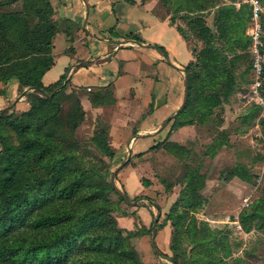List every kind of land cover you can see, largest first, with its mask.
Instances as JSON below:
<instances>
[{
  "label": "trees",
  "instance_id": "16d2710c",
  "mask_svg": "<svg viewBox=\"0 0 264 264\" xmlns=\"http://www.w3.org/2000/svg\"><path fill=\"white\" fill-rule=\"evenodd\" d=\"M16 1H20V9L6 8ZM160 1L165 7H171V11L166 12L171 22L179 17L173 14L175 12H193L195 38L201 41L194 60L184 65L186 101L173 116L170 128L204 122L220 95H226L234 83L229 63L240 56L247 58L246 70L249 73L250 61L246 50L249 40L244 33L246 25L242 23L245 17L242 16L243 9L247 8L248 17L249 5L240 4L235 9L233 0L218 4L209 26L205 15L218 0ZM260 1L264 3V0ZM181 16L186 17L184 14ZM260 21L264 41V15ZM175 25L188 38L184 29L177 23ZM58 29L48 0H0V81L14 79L19 91L28 87L45 96L33 98L28 95L29 106L14 117L7 113V108L0 109V264H140L134 248L124 239L122 230L115 226L114 218L110 217L113 203L106 191H114L111 185L93 183L84 169L70 166L69 161L68 167L66 165L69 155L62 147L64 139L58 126L63 120L68 123V112L59 114L60 100H72V115H81L82 107L77 91H65L63 74L45 85L40 80L43 71L52 64V37ZM126 36L140 40L133 33ZM220 41L227 44L225 50L234 53L230 62L225 50L217 45ZM233 44L241 49L235 51L237 47ZM154 45L165 54L163 47ZM262 49L264 51V43ZM86 96L94 106L114 102L111 90L105 87L89 91ZM252 106L253 110L259 107L255 103ZM250 113L253 115L252 111ZM108 127L107 123L101 125L90 141L101 154L111 158L114 151L107 141ZM262 131L264 133V119ZM166 142V148L172 154H186L185 146L175 141ZM214 144L220 146L222 140ZM207 154L213 153L209 151ZM27 162L48 167L47 173L43 177H35L25 167ZM249 171V166L237 162L226 170L224 176L236 175L247 181L250 179ZM69 174L73 175L72 189L65 191L61 183ZM182 174L184 186L178 197L179 203L187 206L189 201L202 202L199 189L204 175L196 166L187 165ZM140 183L145 186L148 180L140 179ZM118 198L121 197L118 195ZM255 203L240 212L238 221L243 231L251 228L248 221L261 212L257 226L264 220V186ZM178 212L177 217L182 222L187 212L185 209ZM163 256L167 255L163 253ZM171 260L175 262V259Z\"/></svg>",
  "mask_w": 264,
  "mask_h": 264
},
{
  "label": "rangeland",
  "instance_id": "374dc122",
  "mask_svg": "<svg viewBox=\"0 0 264 264\" xmlns=\"http://www.w3.org/2000/svg\"><path fill=\"white\" fill-rule=\"evenodd\" d=\"M158 1L164 12L171 11L170 6L166 5V8L160 0ZM240 4L247 5V0ZM262 4L263 10L260 17L264 15V3L262 2ZM6 8L9 10L20 9V1L13 2ZM173 14L179 16L178 18L184 24L181 27L188 37V42L196 48L195 28L192 22L193 12L179 11ZM183 14L186 15L185 18H182ZM242 16H245L242 20L245 26L248 21L246 7L243 9ZM174 21L177 23L179 20L176 18ZM56 42L57 50L67 44L64 38L57 39ZM217 45L225 50L227 44L220 41L217 42ZM233 45L237 47L235 50L237 51L239 46ZM225 54L229 62L234 57V53L230 50H225ZM246 63L247 58L242 56L233 63H229V67H232L234 83L230 91L224 96L220 95L217 103L211 107L212 111L208 120L192 123L197 127L188 146L183 145L187 148L186 154L178 156L166 148L168 146L166 138L169 137L170 130H172V128H167L171 119L158 132L152 134L153 136L145 147L144 145L140 146L142 148L140 154H133L138 146H132V141L129 143V157L118 170L127 167L128 172L134 171L136 174L134 179L139 184H141L140 179L148 180V184L150 183L152 186L147 191L149 195L144 194L145 189L135 194H127L121 183V176L117 172L114 176L117 188L125 192L128 199L135 202L129 204L122 198L119 199L118 195L110 189L106 191V194L113 203L110 208V217L114 218L115 226L122 230L124 239L134 248L140 264H264V220L261 221L259 227L257 226L262 212L248 221L251 227L248 231H243L238 221L241 211L256 204L264 186V133L262 131L264 109L258 107L253 110V102L245 94L250 82ZM92 90L84 88L76 90L82 107L81 115L70 113L71 99L60 100L59 114L64 115L68 112V123L63 120L58 126V131L64 139L62 147L68 151L67 167L69 161L70 166L84 169L93 183L107 186V183L110 184L111 171L127 155L125 142L134 133L132 130L136 132L134 126L138 124L139 114H125L122 109L113 104L92 107L94 105L88 104L86 96ZM28 95L33 98L45 97L34 90L28 91L26 94L28 106L30 104ZM82 99L84 104L81 102ZM16 109L9 107L6 111L14 117L21 111ZM251 111L253 115H251ZM134 116V128L126 129L124 120L132 121L131 117ZM104 123L109 126L107 141L114 151L111 158L101 154L90 141L92 135ZM221 140L220 146H218L219 144L213 145ZM222 146H234L240 149L239 157L247 161L250 168L248 172L250 179L245 181L247 184L238 187L237 197L230 203L216 204V202H211L212 195L209 190L212 191V188L207 190L206 184L218 174L220 177L226 175V170L229 168L227 166H223V168V164H215L209 159ZM256 148L262 149V151L256 150ZM209 151H212L213 154L208 155ZM186 165L187 167L196 166L199 173L204 175L203 184L199 189L203 201H199L197 204L195 201H189L187 206L181 205L178 200L184 186L182 173ZM218 166L219 168H217ZM25 167L38 178L45 176L48 169L46 166H35L33 162H27ZM251 173H254L253 176ZM72 180L73 175H67L61 183L62 189L65 191L72 189ZM141 204L149 206L151 212L140 215L143 219L140 221L136 209ZM183 209L186 210L187 216L180 222L182 219H178L177 214ZM124 217L132 218L133 225L131 227L127 228L120 224L126 223L123 220ZM154 219L156 220L153 245L157 252L150 244V230ZM245 219L247 220L246 217ZM217 240L221 242L214 243ZM163 253L167 256H163ZM172 258L175 259V262L171 260Z\"/></svg>",
  "mask_w": 264,
  "mask_h": 264
},
{
  "label": "crops",
  "instance_id": "0c3cea01",
  "mask_svg": "<svg viewBox=\"0 0 264 264\" xmlns=\"http://www.w3.org/2000/svg\"><path fill=\"white\" fill-rule=\"evenodd\" d=\"M48 1L52 7V18L57 22L59 29L52 37L53 61L40 77L42 84L53 82L63 74L65 91L109 88L114 98L110 105L122 109L125 114H139L136 126L133 125L135 116L131 117L132 121L126 119L123 122L126 129L135 127L139 133L154 130L176 109L183 93V72L179 68H184V65L194 60L201 41L195 39L196 48L192 50L188 38L176 29V22L170 21L168 13L161 9L158 0ZM242 1L244 0H233L234 8L237 9ZM228 2L230 0H218L217 4L207 10L205 16L207 25L211 26L215 7ZM177 19L179 20L177 24L183 26V22ZM128 33L136 34L140 38L137 40L140 43L126 40H136L126 36ZM61 37L67 44L57 50L56 40H61ZM147 44L163 47L166 57L175 66L167 63L162 55ZM28 91L32 89L23 87L19 91L18 83L14 79L0 81V109L9 107L17 108L16 110L26 109ZM87 101L89 104L88 98ZM81 102L84 104L83 99ZM170 123L167 128H170ZM196 127L197 125L184 124L172 128L166 140L176 141L187 147ZM152 136L135 137L130 140L132 146H138L133 152L140 151L141 145L145 147ZM256 150L262 151L258 148ZM239 155H241L239 148L222 146L209 159L227 168H231L236 162L249 166ZM126 168L122 167L116 171L121 176L125 192L135 194L145 189L144 194L149 195L147 191L152 188L150 183L147 186L137 183L134 179L135 172H128ZM244 184L247 183L236 175L220 177L218 174L209 180L206 189L212 188V191L209 190L212 195L211 202L225 204L237 197L238 187ZM136 212L140 216L145 212H151V209L141 204L137 206ZM123 220L126 223H120L122 226L129 228L133 225L132 218L124 217ZM138 220L143 219L140 216Z\"/></svg>",
  "mask_w": 264,
  "mask_h": 264
},
{
  "label": "built area",
  "instance_id": "2783aa9c",
  "mask_svg": "<svg viewBox=\"0 0 264 264\" xmlns=\"http://www.w3.org/2000/svg\"><path fill=\"white\" fill-rule=\"evenodd\" d=\"M247 3L249 5V16L244 28V33L247 35L249 40L246 50L250 61V82L247 86L245 94L251 102L264 109V51L262 49L264 41L261 38L262 26L260 21L263 4L260 0H247Z\"/></svg>",
  "mask_w": 264,
  "mask_h": 264
},
{
  "label": "water",
  "instance_id": "95a60500",
  "mask_svg": "<svg viewBox=\"0 0 264 264\" xmlns=\"http://www.w3.org/2000/svg\"><path fill=\"white\" fill-rule=\"evenodd\" d=\"M87 12V5H85V13ZM126 40H130L132 42H135L137 44H139L140 42L137 41V40H134V39H126ZM148 46L154 48L160 55H162V57L164 58V60L171 64L172 66H175L173 65L169 59L166 57V55L158 48L156 47L154 44H147ZM182 72H183V93H182V99H181V102L180 104L176 107V109L168 114L160 123L159 125L152 131L150 132H147V133H139V132H134L132 133L128 139L126 140L125 142V147L127 149V155L125 156V158L111 171V174H110V185L111 187L113 188V190L115 191V193H117L124 201H126L127 203L129 204H134V200H130L128 199V197L126 196V194L122 191H120L116 184H115V181H114V176H115V173L116 171L118 170L119 167H121L125 161L128 159L129 157V143H130V140H132L133 138L135 137H142V136H148V135H152L154 133H156L157 131H159L162 127H164L166 125V123L168 122L169 119L173 118V116L178 113L182 107L184 106L185 104V101H186V96H187V78H186V73H185V70L184 68L180 67L179 68ZM155 220H153L152 222V227H151V230H150V244L152 245V248L154 249L155 252H157V250L155 249L154 245H153V237H154V225H155Z\"/></svg>",
  "mask_w": 264,
  "mask_h": 264
}]
</instances>
